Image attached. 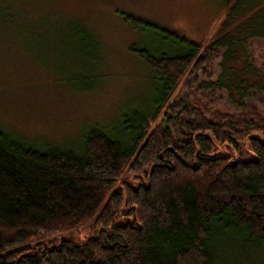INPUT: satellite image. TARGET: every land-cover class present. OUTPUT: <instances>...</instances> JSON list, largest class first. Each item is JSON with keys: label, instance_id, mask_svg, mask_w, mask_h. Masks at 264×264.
Here are the masks:
<instances>
[{"label": "trees", "instance_id": "16d2710c", "mask_svg": "<svg viewBox=\"0 0 264 264\" xmlns=\"http://www.w3.org/2000/svg\"><path fill=\"white\" fill-rule=\"evenodd\" d=\"M254 1L225 0L213 43L204 47L122 13L155 38L153 48L131 49L155 79L146 104L122 109L110 127H89L61 148L0 128V264H222L215 247L229 236L240 258L264 253V114L254 107L222 112L218 98L202 92L170 103L186 75L212 74L223 47L224 84L239 39L227 30L237 14L246 15L245 35L264 37V19L254 18L264 7ZM6 2L0 30L29 36L48 26V19L32 24L24 12L2 10ZM66 22L83 47L99 52L82 23ZM86 225L94 238L43 247Z\"/></svg>", "mask_w": 264, "mask_h": 264}, {"label": "rangeland", "instance_id": "374dc122", "mask_svg": "<svg viewBox=\"0 0 264 264\" xmlns=\"http://www.w3.org/2000/svg\"><path fill=\"white\" fill-rule=\"evenodd\" d=\"M6 1L2 10L8 8L12 14L19 10L32 24L39 18L49 24L30 30L29 36L0 30V128L36 146L60 148L76 144L89 127H110L122 109L146 104L151 95L155 79L131 49L153 48L155 38L124 22L122 13L204 47L213 43L225 10V0ZM260 2L264 7V0ZM254 13L248 12L247 17ZM245 16L237 14L227 30L239 39L232 60L225 63L224 84L218 82L225 73L222 55L228 49L223 47L216 48L220 58L213 63L212 74L186 75L171 104L179 105L202 92L218 98L222 112L254 107L264 114V37L245 35L239 26ZM254 18L264 19V9ZM67 20L86 27L99 45L98 53L93 46L83 47L73 34L79 31L67 29ZM81 84L92 89L80 91ZM156 123L165 125L160 118ZM95 234L92 225H86L48 239L43 247L58 246L61 240L82 244ZM236 243L231 236L217 241L216 255L222 264H264V253L254 250L240 258Z\"/></svg>", "mask_w": 264, "mask_h": 264}]
</instances>
